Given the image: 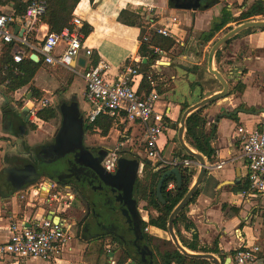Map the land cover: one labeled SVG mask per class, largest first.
I'll return each mask as SVG.
<instances>
[{
	"label": "crops",
	"instance_id": "1",
	"mask_svg": "<svg viewBox=\"0 0 264 264\" xmlns=\"http://www.w3.org/2000/svg\"><path fill=\"white\" fill-rule=\"evenodd\" d=\"M233 1L241 6L245 0ZM19 2L22 3V0H0V9L3 12L17 15L16 6L19 5ZM218 6L219 4H216L209 8L203 7V10L200 8L194 11L177 9L175 3L170 0H94V2L83 0L76 9L75 15L84 24L91 27L85 47L91 48L94 54L97 53L99 60L110 65L109 73L112 78H116L120 74L127 61L143 62L144 59L139 55L142 30L168 27L179 39L180 42L176 43L174 48L159 57V60H165V62L159 61L158 65L152 66V70L159 75L158 82L164 90V93L160 94L162 99L156 104V111L168 116L173 122L159 140V148L166 159L182 158V154L176 150L178 144L180 145L177 124L180 123L185 112H182L183 104H188L191 107L201 101L202 97L203 99L207 98L220 93L223 89L220 82L203 68L207 54L209 59L211 47L224 35H221L223 30L208 43H195L196 36L202 32H208L214 19L219 16V13H215L214 10ZM174 18L177 19L176 23L173 22ZM229 25L231 26L233 23ZM253 30L255 31L252 33L233 38L226 47L223 46L220 49L222 57L219 63L214 59L213 66L217 67L229 83V96L207 105L203 114L207 120L206 131L209 132L212 125L216 128L214 141L217 149L216 163L225 162V165L221 169L213 168L207 172L202 183V194L188 208L185 222L192 221L195 224L199 237L195 239L190 232L185 230L184 226L182 228L179 225L181 237L187 244L200 245L207 241V244L211 245L212 241H217L220 251L230 256L231 251L241 244L242 236L250 244L261 242V238L255 237L252 228L247 225L250 224L252 218L249 223L243 224L245 218L243 219L240 215L242 211L238 210L239 215H233L230 208V206L239 208L240 204L248 203L252 206L258 204L264 209V197L249 195L243 199L240 194L230 191V187L237 183L248 181V169L245 160L241 157V145L237 140V130L240 127L248 131L259 129L260 124L264 121V31ZM47 31H50L49 26L44 23L39 37H42ZM33 41L32 43L36 42L35 39ZM1 49L2 45H0V56ZM60 70L66 69L56 65L42 64L32 81L43 92V97L50 101L49 106L52 107H55L54 102H58L53 95L55 91L61 89L60 84L64 83L66 79L59 72ZM140 82L141 78H138L136 88H139ZM193 83H199V85L192 87ZM238 83L244 86L243 92H234ZM85 86L84 82L83 98H85ZM75 91V80L72 79L68 90L63 89L58 93L60 96H65L71 95ZM0 92L4 93L1 90ZM240 107L252 108L256 112L240 113L236 119L223 115ZM82 109L87 112L88 104L86 103ZM218 116L221 117L217 121ZM53 121L55 119L49 122L40 119L37 124L38 129L29 131L27 134L25 132L27 124L25 117L18 114L15 117L8 115L4 106H0V156L19 151L17 135L21 136L20 139L24 141L23 143L29 146L43 143L51 135L55 137L58 132L56 127H49ZM24 134H26V139H23ZM208 182H210L209 192L207 189H203ZM225 183L228 184L224 185ZM226 187H229L230 192ZM214 192H216L215 195ZM0 198H8L5 201L2 199L3 205L0 206V242L7 240L10 224L26 223L27 221L31 223L41 220L46 214L51 213H47L42 208L37 210L29 208L30 203L22 212L17 194ZM225 204L228 206L226 210H223L222 206ZM6 208L8 215H3L2 211L4 210L2 209ZM73 209L69 212L71 219H73L71 215ZM73 212L77 216V225H79L85 218L87 209L85 211L82 206ZM73 222L75 223L74 219ZM148 233L157 239L168 240L165 237L168 233L161 229L149 226ZM94 244L89 241L81 243L73 234L72 240L58 259L17 261L4 258L0 259V264H95L97 255H93L96 254L92 249ZM218 256L220 257V254ZM112 259L116 262V253L109 256L108 262L110 263Z\"/></svg>",
	"mask_w": 264,
	"mask_h": 264
},
{
	"label": "built area",
	"instance_id": "2",
	"mask_svg": "<svg viewBox=\"0 0 264 264\" xmlns=\"http://www.w3.org/2000/svg\"><path fill=\"white\" fill-rule=\"evenodd\" d=\"M26 5L23 17L15 13H6L0 9V45L15 44L13 60L20 64L26 57L37 55L45 65H56L74 74H78L85 82V101L88 104L86 120L89 124L94 123L100 116L114 118L117 123L129 124L140 130L141 139L139 145H143L148 163L193 171L199 166L196 160L186 158L166 159L159 148V140L165 131L172 125L171 119L156 111V104L162 99L156 90L154 81L150 80L153 87L150 93L140 91L137 80L142 75L139 73V62L127 61L120 74L116 78L110 76V65L102 60L94 63V52L85 47L86 37L82 31L83 21L76 15L73 17L70 27H66L60 33L45 32L39 37L47 13L46 0H22ZM176 23L177 19H173ZM16 26L24 31L22 36L15 33ZM158 35L172 38L179 43V39L173 35L168 27L154 30ZM35 39V43L32 40ZM147 41V37L144 38ZM154 49L159 56L165 52L159 48ZM84 51V53H83ZM81 59L85 60L84 66L79 64ZM161 60V59H160ZM155 62L156 65L159 61ZM39 61V62H40ZM16 73H19L16 70ZM141 84V82H140ZM50 105L49 100L35 103L30 112L31 121L38 124L40 118L39 110ZM123 132V133H122ZM122 141L114 149L108 151V156L102 163L108 173H116L118 161L122 152L136 146V139L129 134V127L120 131ZM237 140L241 145V157L245 160L248 169L249 191L240 194L245 199L249 195H260L264 197V121L259 129L248 131L240 127L237 130ZM137 148V147H136ZM225 162L210 164L209 171L213 168L221 169ZM40 184L33 192L43 202L40 208L49 206L53 212L54 219H48L46 214L41 220L30 222H15L8 227V238L0 242V259L11 258L17 261L30 259H58L65 247L73 238L75 223L69 216L76 200V193L68 185L58 184L47 180ZM173 188L172 185L169 186ZM47 211V210H46ZM48 213V211H47ZM144 217V216H143ZM148 221V217L145 219ZM30 226L27 227L26 224ZM149 227L145 230L148 232ZM241 244L231 255L233 264H264L262 246L256 242L250 244L242 236ZM111 264L115 261L110 260ZM127 264H133L129 261Z\"/></svg>",
	"mask_w": 264,
	"mask_h": 264
},
{
	"label": "trees",
	"instance_id": "3",
	"mask_svg": "<svg viewBox=\"0 0 264 264\" xmlns=\"http://www.w3.org/2000/svg\"><path fill=\"white\" fill-rule=\"evenodd\" d=\"M47 1V13L43 18V22L49 26L50 32L52 33H60L66 27H70L71 21L75 16L76 9L79 4L83 0H46ZM90 2H94V0H90ZM219 0H213L209 7H212L218 4ZM246 5H241V8H244ZM17 16L23 17L26 11V5L19 2V5L16 6ZM264 16V0H256L246 11H243L239 17L241 21H248L252 18ZM232 14L227 9L224 8L222 14L219 18H216L211 25V28L208 32H202L199 35V39L204 43H208L225 27L229 24L233 23ZM238 23V25H240ZM229 30H232L231 27H228ZM264 31V28L260 29ZM82 31L87 38L91 32V27L89 25L84 24ZM253 29L246 30L239 34H249L252 33ZM236 36V37H238ZM147 37V41H144V38ZM235 37V38H236ZM232 40L227 42L224 47H226ZM140 49L139 55L142 59H148V63L144 64L140 62L138 64L139 73L142 75V80L140 84V91H145L146 93H150L153 89L150 85V80L156 83V90L162 94L164 93L163 87L159 84L158 79L160 78L157 73L152 70V66L155 64L157 60H159V54L155 53L154 49L151 48H159L164 52L170 51L172 48L176 46V41L169 37H164L162 35H158L154 30H142V34L140 36ZM5 50L3 54L0 56V87L5 86L10 92L18 91L22 88L29 86L34 80L38 70L42 66V61L39 63H35L30 57H26L24 61L20 64H15L13 60V53L15 49V44L5 45ZM222 51L219 50L215 56L216 62L219 63L221 61ZM94 63L99 61V57L96 54L93 55ZM18 70L19 73H16ZM199 85V83L191 84L192 87ZM29 90H31L34 97L41 99L44 94L38 89L30 86ZM244 86L241 83H238L235 86L234 92H243ZM233 92V91H232ZM203 99V97H202ZM189 108L188 104H183L182 112L186 111ZM207 107H203L196 112L192 113L188 119L186 120V134L185 140L188 145L204 155L209 164H215L217 157V149L215 147V131L216 128L214 125L211 126L210 131H206L207 120L203 114L204 109ZM245 112H256L255 109H245L244 107H240ZM8 115L15 117V111L10 110L6 111ZM38 117L46 122L50 120L56 119L58 116V107H46L38 111ZM9 117V116H8ZM221 116L217 117V121ZM231 118L236 119L237 115H232ZM85 123L88 124V129L86 131H96L101 130L102 135L105 137L109 134L113 125L117 124V121L114 118L109 116H100L94 123L89 124V122L84 119ZM182 158L193 159L188 156L186 153L182 152ZM15 158L8 159L7 164L15 165ZM194 160V159H193ZM26 163V161H24ZM172 169H178L180 171L181 183L179 184L177 176L172 174L165 178L163 186H162V196L165 200V203H162L158 197V185L163 177V175ZM148 164H145L143 167V177L138 178L134 195L136 200L144 201L146 203V211L148 213V221L144 223V236L146 242L149 247L153 248L154 241H162L168 248H166L162 253L160 251V247L156 246L152 249L154 255V251L160 252V260L159 264H211L207 260H199L192 259L185 255H183L171 242V240H163L157 239L152 235L148 234L145 230L151 226L158 229H161L168 233V222L169 217L175 207L181 202V200L185 197V195L190 190L194 177L196 176V172L189 171L188 169L183 168H175L172 166H163L158 164L154 170H149ZM172 185L173 188L169 186ZM231 191L234 194H242L244 192L249 191V181L237 183L235 186L231 187ZM202 194V185L196 191L194 197L191 199L188 206H186L183 211L180 213L178 218L175 221L174 227L176 230L177 236L180 238V242L184 247L192 252L197 253H211V254H220V258L222 263L225 262L227 258L226 253H222L218 247L217 241L214 242V247L209 248L206 246H201L199 244H187L185 240L182 239L181 233L179 230L180 227L185 228L186 231L190 232L195 239H197L198 231L195 224L192 221H186V214L189 206L196 202L198 197ZM11 193L4 190L0 185V197H8ZM226 205L222 206L224 210ZM152 211L157 213V216L152 214ZM236 213L239 211L236 210ZM105 239H110V244L117 245L119 249L122 250V255L120 259L116 260L115 264H127L129 261H132L134 264V257L131 253L127 252L122 243L114 236H104L95 240L98 241H106ZM92 240V241H95ZM89 241V242H92ZM113 253L109 246L101 245L99 250H97L95 264H111L108 262L110 254ZM158 253V252H157ZM235 253V250L231 251V255Z\"/></svg>",
	"mask_w": 264,
	"mask_h": 264
},
{
	"label": "water",
	"instance_id": "4",
	"mask_svg": "<svg viewBox=\"0 0 264 264\" xmlns=\"http://www.w3.org/2000/svg\"><path fill=\"white\" fill-rule=\"evenodd\" d=\"M177 1L178 0H170V2L175 3V8L177 9L196 11L201 7V0H184L190 1V4L184 5L178 4ZM205 7L209 8V5H206ZM262 28H264V21H248L236 26L214 43L209 54L208 71L220 82L223 89L220 93L204 98L189 107L183 113L180 121L178 132L180 146L188 156L199 163L200 171L196 177L195 183L171 213L168 222V233L171 242L183 255L192 259L207 260L211 264H231L232 258L228 255L225 262L222 263L214 254L197 253L188 250L180 242L174 227L176 219L183 209L189 205L191 199L204 182L206 174L209 171L207 159L202 154L189 147L186 143V120L197 110L229 96L228 81L218 70L214 69L213 66L217 52L226 45L227 42L238 36L240 33L250 29ZM23 32L24 31L22 30L19 33V26H16V34L19 33V35L22 36ZM31 59L35 63H39L40 61V58L37 55H31ZM147 61L148 59L145 58L143 63L145 64ZM79 64L84 66L85 60L81 59ZM30 98L31 93L28 95V99ZM72 100V105L54 102L62 116V124L56 134L55 144L52 147V154L58 155V152L65 151L74 153L76 159L84 158L91 160V162L86 163V165L92 169L90 172L93 174V177H91V183L87 185V189H83L85 198L90 204L88 207L90 215L85 220L82 231L79 228L82 239H84V241H91L99 237L112 235L117 237L123 243L125 250L133 255L135 259L134 264H157L154 260L155 257L152 249L147 245L144 236L145 220L138 209V201L134 198V189L141 172L142 163L138 159L120 157L116 173L112 174L106 172L101 165L103 158L94 160L84 146V137L86 130L88 129V124L85 123L83 115L81 114L79 105L76 101L77 97H73ZM34 106L35 104L32 103L31 108L24 107L21 111L22 115L19 114L18 111H14L19 116L25 115V122L27 123L30 119V112L34 109ZM240 113L247 112L238 108L233 112H228L223 115L231 118L232 115H238ZM23 139H26V134L23 135ZM102 150L108 152L107 149L103 148ZM28 154L32 156L31 151H29ZM22 166L23 163H17L11 167L4 168L0 173V185L3 189L10 192L11 195H15V192L35 185L44 176H48L49 179L55 183L63 184L56 180L54 174L45 173L40 163L34 164L32 162V164H27L24 167ZM172 174H175L179 184L181 183L180 171L178 169H172L163 175L157 191L158 197L162 203H165L162 196L164 180ZM227 184L228 183H225L224 185ZM47 218L54 219L53 212H51ZM26 226L29 227L30 225L27 224Z\"/></svg>",
	"mask_w": 264,
	"mask_h": 264
},
{
	"label": "rangeland",
	"instance_id": "5",
	"mask_svg": "<svg viewBox=\"0 0 264 264\" xmlns=\"http://www.w3.org/2000/svg\"><path fill=\"white\" fill-rule=\"evenodd\" d=\"M253 1L254 0H245L243 2V4L246 5V6L244 8H241V6L238 5L236 2H234L233 0H219V2H218L219 6L216 9H214L215 13L216 12L219 13V16H217L216 18H219L221 16V14H222L223 9L227 8L231 12L232 20L234 21L233 25H231V26L229 25V26L225 27V29H223V31L221 32V35H223V34L225 35L229 31H231V30H229L228 27H231L233 29L236 26H238V23H240V22L242 24V23H245V22H248V21H264V16L255 17V18H252L251 20H248V21H241L239 19L241 13L243 11H246L254 3ZM202 10H203V7H202ZM32 42H34V41L32 40ZM195 43H198V44L202 43V40L199 39V35L196 36ZM4 47H5V45L2 46L1 55L3 54V52L5 50ZM207 60H208V54H207V57H206V61L204 62V65H203L204 70H208ZM160 61L161 62H165V60L164 61L160 60ZM214 69L218 70L215 65H214ZM59 72L66 79H65L64 83L60 84L61 89H58L57 91H55L53 97L55 96L57 98L58 102H60V100H62V98L69 101V100L73 99V97H77L76 101H77V103L79 105V109L81 111V114L83 115V118H85L86 115H87V112H85L82 109L83 106L86 105V101H85V98H83V92H82L83 85H84V80L78 74H74V73H72L70 71H67V70H60ZM72 79L75 80V89H76L75 93H73L71 95L68 94V95H65V96H60L58 92L63 90V89L64 90H68V86L71 83ZM30 86H32L35 89H38L35 86L34 83H31L29 86H27L25 88H22V89H20L18 91H15V92H10L7 89V87L1 86L0 90L4 91V93L0 92V106H4L6 111H10V110L14 111L15 110V111H18L19 114H21V111H22V109L24 107L31 108L32 107V103L35 104L37 102L45 100L44 97H42L41 99H38V98L34 97L32 92H31V90H29ZM30 93H31V98L28 99V95ZM48 107H50V106H48ZM23 116L25 117V115H23ZM30 119H31V117H30ZM30 119L27 122V124L25 125L26 126V131L25 132L27 134H28L29 131L37 130L38 127H39L36 124H34ZM61 124H62V116H61V114L59 112V109H58V116L55 119V121L50 123L49 127L55 126L56 127V131H58L60 129V127H61ZM177 125L179 127L180 123H178ZM43 126L45 127V125H43ZM128 127H129V134L131 133L132 136L135 137V139H136V146L134 148H129V149H126L125 151H123L122 152V157H129V158L140 160V162L142 163V168H141V172L139 174V178H142L143 177L142 171H143V167H144L145 164H148L149 170H154L156 167H155V165H153V163H148L147 162L146 154L144 152L143 145H139V140L141 139L140 130L139 129L137 130V128L131 127L127 123H125L124 125L122 123H117L116 125H113V127L110 130L109 134L107 136H105V137L102 135L101 130L86 131L85 137H84V141H85V143L87 145L101 146L102 148L104 147V149H107L108 151H110V150L114 149L116 146H118L119 143L124 141L122 139V135L119 132L123 131V129L128 128ZM56 131H55V133H56ZM20 138H22V137L21 136L19 137V135L16 136V141H17V143L19 145V151L18 152L14 153V154L13 153H11V154H3V155L0 156V173L2 172V170L4 168L13 166V165L9 166L7 164V160L8 159L15 158L16 159L15 162L24 164V161H29V157L26 156L27 150L31 151L32 154L35 155V153L38 152V149H39L40 145H44V144H47V143H53V140H54V137L51 135L43 143H35L32 146H29V145L23 143L24 141H22V139H20ZM176 151H179L181 154H182V152H184L179 144H178V148H177ZM196 152H198V151H196ZM196 163H198V162L196 161ZM15 164H17V163H15ZM208 165H210V164L208 163ZM194 171L199 173L200 167L196 165L195 168H194ZM43 178H41L35 185L27 187V188H24L23 190L14 193L15 195L17 194V196H18V200H19V204L21 206L22 212L25 210V207H26V205L28 203H30L29 208L32 207V208H34V210H37L38 208H40V206L44 205L43 202L41 201V199H39L38 197H34L33 196V192H35V190L39 188L40 184H42L44 182H48L47 179H43ZM209 186H210V182H208L203 189H207V191H208V190H210ZM226 189L229 191V187H226ZM211 190H212V187H211ZM230 191H231V187H230ZM215 193L216 192H214V195H215ZM211 194H213V191H211ZM134 198L136 199L135 195H134ZM2 199L0 198V206L3 205ZM7 199L8 198L3 199V200L5 201ZM80 204L85 208V211H86V209H87L86 208V204L80 198H77L75 200V202L73 203V208H74L73 211H75L77 208L78 209L82 208V206ZM225 205H226L225 207L227 208L228 204H225ZM44 208H46V210L48 212H50L51 209H52V208H50L49 206H46V205L44 206ZM226 208L224 210H226ZM230 208H231V213L233 215H236V214L239 215V213L235 212L236 210H239L240 212L242 211V213L240 215H241V217L243 219L245 218L244 221H243V224H247L245 222L249 223L250 218H252V220L250 221V224H247V225H249V227L252 228V232H253V235H255V237L259 236L261 238V240H260L261 242H259V244L262 246V254L264 255V209H262V206H260L258 204H256L255 206H252V205H249L248 203H242V204H240L239 208H236L235 206H230ZM138 209L140 211V214H142L145 218L148 217V213L146 211V209H147L146 208V203L144 201H138ZM2 210H4V211H2L3 215H8L7 208L6 209H2ZM73 211L71 212V215H72V217H73V219H74V221L76 223V225L74 227V230H73V232H74L73 234H74L75 238L79 242H81V243L87 242V241H84V239H82V237H81V234H80V231H79V228H78L79 226L77 225L78 219H77V216H75V213ZM152 214L154 216H157V213L154 212V211H152ZM20 218H22L21 215H20ZM165 237L168 240H170L169 233L166 234ZM105 240L106 241H98V240L92 241V242L95 243L94 244L95 246L92 247V249L95 250V253L97 252V250H99L101 245H105V246H109L111 251L114 254L115 253L117 254V260L120 259L121 255H122V250L119 249V247H117V245L110 244V239H105ZM200 245L201 246H206V247H209V248H213L214 247V242L212 241V244L209 245V244H207V241H206V243H201ZM153 246L155 247V249H156V246L160 247L161 253L166 248H168L167 245H165L162 241H158V240L154 241ZM153 248H151V249H153ZM154 252H155L154 260L157 262V264H159L158 260H160V256H159L160 252L157 251V250L154 251ZM113 253H111V254H113ZM93 255L96 256L98 254H93ZM214 255L216 257H218L220 259V261H221V258L218 255H216V254H214Z\"/></svg>",
	"mask_w": 264,
	"mask_h": 264
},
{
	"label": "flooded vegetation",
	"instance_id": "6",
	"mask_svg": "<svg viewBox=\"0 0 264 264\" xmlns=\"http://www.w3.org/2000/svg\"><path fill=\"white\" fill-rule=\"evenodd\" d=\"M212 1L213 0H201V7L200 8L205 7L206 5H210L212 3ZM177 3L184 5V4H190V1L178 0ZM60 103H66L67 105H72L73 100L71 99L68 101L66 99H62V100H60ZM55 137H56V135H55ZM55 137H54L53 143H47L45 145H41L38 149V152H36L35 155H33V154H32V156L29 155L28 154L29 151L27 150L26 156L29 157V161H26V163H24L22 167H24L27 164H32V162L34 164L40 163L41 166L43 167V171H45V173L54 174L56 176V180L59 183L66 184V185L71 187V189L76 193V198L82 199L83 202H85V204H86V208H87L86 216L83 219V221L78 225L82 231L85 220L90 215L89 209H88L90 204L85 198V193H84L83 189H85V190L87 189L86 187L89 183H91L90 179H91V177H93V174L90 172V171H92V169H90V167L86 165V163H90L91 160L84 159V158L76 159V155L74 153L65 152V151L58 152L57 153L58 155L52 154V149H53L52 147L55 144ZM84 146H85L86 150L92 155V158L94 160H97L99 158H103V160L101 162V165H102L103 161L108 156V152L102 150L104 147L102 148L101 146L87 145L85 143V141H84ZM22 167H20V168H22ZM43 179L50 180L48 176H44ZM108 236H112V235H108ZM99 238H101V237H99ZM96 239H98V238H96ZM122 246L124 248L123 243H122Z\"/></svg>",
	"mask_w": 264,
	"mask_h": 264
}]
</instances>
